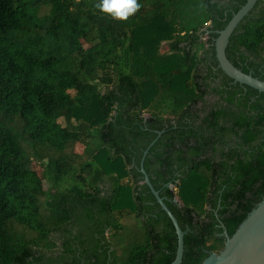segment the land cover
I'll use <instances>...</instances> for the list:
<instances>
[{
	"label": "trees",
	"instance_id": "1",
	"mask_svg": "<svg viewBox=\"0 0 264 264\" xmlns=\"http://www.w3.org/2000/svg\"><path fill=\"white\" fill-rule=\"evenodd\" d=\"M99 2L0 0V264H171L140 171L156 139L145 168L201 264L264 198V92L215 51L247 0H137L126 20ZM227 54L264 80V0Z\"/></svg>",
	"mask_w": 264,
	"mask_h": 264
},
{
	"label": "water",
	"instance_id": "2",
	"mask_svg": "<svg viewBox=\"0 0 264 264\" xmlns=\"http://www.w3.org/2000/svg\"><path fill=\"white\" fill-rule=\"evenodd\" d=\"M258 1L259 0H247V2L233 14L227 25L222 30L218 31V36L215 39V51L219 67L230 78L235 82L248 85L260 92H264V80L253 75L251 72L247 73L243 71L230 60L227 54V48L233 33L239 24L250 14ZM161 134L162 131L158 133L159 136ZM156 140L144 151L140 163V171L143 173L145 183L149 186L162 210L167 213L175 226L178 246L176 257L171 264H182L185 252V231L182 229L174 212L166 203L165 198L161 196L160 190L155 188L144 165L146 156ZM175 201H179V198L176 197ZM223 227L226 237L224 248L220 252L210 253L201 264H264V198L249 213L233 235L229 234L224 225Z\"/></svg>",
	"mask_w": 264,
	"mask_h": 264
},
{
	"label": "clouds",
	"instance_id": "3",
	"mask_svg": "<svg viewBox=\"0 0 264 264\" xmlns=\"http://www.w3.org/2000/svg\"><path fill=\"white\" fill-rule=\"evenodd\" d=\"M140 5L137 0H100L96 8L102 12L110 14L114 18L126 20L135 13Z\"/></svg>",
	"mask_w": 264,
	"mask_h": 264
},
{
	"label": "rangeland",
	"instance_id": "4",
	"mask_svg": "<svg viewBox=\"0 0 264 264\" xmlns=\"http://www.w3.org/2000/svg\"><path fill=\"white\" fill-rule=\"evenodd\" d=\"M61 121H64V120L61 119ZM48 147H53V146L52 145H49ZM48 147L46 148L45 153L42 155V160L45 161V162H48L51 159L56 158L60 154V151L58 149H56L55 147H53V148H55L58 152L55 149L48 148ZM82 148L83 147H81L80 149H82ZM40 168H41V166H40ZM74 183H75V181H74L73 177L68 178V180L62 182L58 186V189L59 190H65L68 187L72 186ZM51 185H52V182H50L48 180V186L50 187ZM48 186L46 185V187H48ZM124 221H125V223H132L133 222V219L132 218H126Z\"/></svg>",
	"mask_w": 264,
	"mask_h": 264
},
{
	"label": "flooded vegetation",
	"instance_id": "5",
	"mask_svg": "<svg viewBox=\"0 0 264 264\" xmlns=\"http://www.w3.org/2000/svg\"><path fill=\"white\" fill-rule=\"evenodd\" d=\"M236 83V82H235ZM214 98H217V97H214Z\"/></svg>",
	"mask_w": 264,
	"mask_h": 264
}]
</instances>
